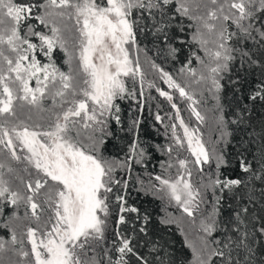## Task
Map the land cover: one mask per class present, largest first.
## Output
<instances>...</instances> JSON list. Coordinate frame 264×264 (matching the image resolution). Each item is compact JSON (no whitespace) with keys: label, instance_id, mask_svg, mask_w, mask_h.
<instances>
[{"label":"snow or ice","instance_id":"snow-or-ice-1","mask_svg":"<svg viewBox=\"0 0 264 264\" xmlns=\"http://www.w3.org/2000/svg\"><path fill=\"white\" fill-rule=\"evenodd\" d=\"M140 35L173 61L188 49L175 74ZM152 90L164 145L141 138ZM137 94L125 127L116 101ZM133 191L175 208L159 223L190 258L152 238ZM0 230V264H264V0H0Z\"/></svg>","mask_w":264,"mask_h":264},{"label":"trees","instance_id":"trees-1","mask_svg":"<svg viewBox=\"0 0 264 264\" xmlns=\"http://www.w3.org/2000/svg\"><path fill=\"white\" fill-rule=\"evenodd\" d=\"M178 35L183 38L187 39V36L183 33H178ZM138 39L140 41L141 48L147 47L151 49L149 52V55L155 59L156 63L160 64L162 67L165 68V70L175 74L176 71L180 67V62H182L185 59V56L188 54V49L186 47H181L178 43L176 44L177 47H181V55L179 57V61H173L171 58L167 57L164 52H161L160 54H157L156 52V46L153 44V37L151 35H148L147 37L140 35L138 36ZM56 60L58 65H60L64 70H67L66 66L63 64V54L57 52L56 53ZM225 84V90L221 94L222 97V103L225 106V111L230 112L235 108V99L233 95L232 86L228 84L227 79L223 81ZM129 88L132 87L131 81L128 82ZM139 89L137 86V93ZM145 95H149V93L146 91ZM238 95V93H237ZM151 96L155 97V99L149 100L148 105L145 107V111L143 113V123L141 125V138L142 140H146L148 144L155 145L160 144L164 145L166 143V139L163 137V129L160 125H155V121L152 118V116L149 115V107L151 108L152 112L154 113L156 111V103L159 99L156 97V93L154 90L151 91ZM138 100L139 96L137 94V99H124V100H117L116 103L119 104L121 108V117L124 121V126L126 127L127 124L130 122L129 117H136L139 116L140 113L138 111ZM164 107L166 110L170 111V109L167 108V105L165 102ZM213 101L211 98H208L205 103V108L210 110L212 108ZM164 111H161V115H164ZM209 114H211L209 112ZM185 118L187 119V113H184ZM194 125V118L192 121ZM155 125V126H153ZM119 126L115 125L113 122V130H116ZM204 131V139L207 141L209 136H212L215 138V133H213L211 126H207L203 128ZM237 137V140L240 139L241 133L235 134ZM127 139H129L125 132H119L117 131L116 138H113L109 141L108 150L109 153L115 155L120 154L119 149L121 146H123ZM259 146V141L255 140L252 145L249 147V151H255ZM243 147H247V145H237L236 140L233 141L232 144H230L227 148V152L230 154V156L233 158V164L235 162V153L238 150H242ZM248 155V153H246ZM165 157L161 156L159 152H154L153 158L148 163V171H159V160L164 159ZM249 158H251L249 156ZM136 175H141L145 179H147L146 173L143 169L137 168L136 172L133 174V178L135 179ZM211 194L209 193V196ZM131 203L137 204L141 211H147V213L151 216L152 222L154 227L150 229L151 235L153 239L162 238L161 242H167L169 246L170 252L179 260L184 257L190 258L189 251L183 247V236L181 235L180 229L175 225L170 226H164L159 223L160 219L164 216H166L168 213L172 214H178L176 213V210L171 207H165L161 199H157L151 195H145L144 193H136L135 191L132 192V198L130 200ZM4 232L0 230V235H3ZM146 251V250H144ZM151 258V257H150Z\"/></svg>","mask_w":264,"mask_h":264},{"label":"rangeland","instance_id":"rangeland-1","mask_svg":"<svg viewBox=\"0 0 264 264\" xmlns=\"http://www.w3.org/2000/svg\"><path fill=\"white\" fill-rule=\"evenodd\" d=\"M161 128L163 129L162 131H163V137L166 139V136H165V133H164V128L161 126ZM162 202H163V204L165 205V207H171V206H168L167 204H166V202L165 201H163L162 200ZM171 208H174V207H171ZM175 209V208H174Z\"/></svg>","mask_w":264,"mask_h":264}]
</instances>
